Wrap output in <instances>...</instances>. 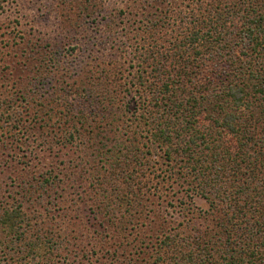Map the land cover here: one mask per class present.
Masks as SVG:
<instances>
[{
	"label": "rangeland",
	"instance_id": "1",
	"mask_svg": "<svg viewBox=\"0 0 264 264\" xmlns=\"http://www.w3.org/2000/svg\"><path fill=\"white\" fill-rule=\"evenodd\" d=\"M194 3L195 0H0V211L20 205L21 211L33 219L25 238L46 245L50 239L56 243L55 248L41 251L33 261L29 250L21 258L15 250L18 244L8 246L10 250L0 252V264H155L157 255L166 250L159 248L164 235L179 233L185 237L196 229L202 237L204 233L212 235L215 219L209 217L212 220L207 223L198 216V211L207 207L202 197L194 196L189 169L182 168L180 172L173 162L167 163L163 153L167 143H152L149 152L142 148L149 142L134 132L140 125L132 114L133 106L128 105L131 97L138 102L130 80L146 65L139 64V55L149 53L155 40L166 45L169 29L173 28L174 33L185 29L180 22ZM205 3L213 7L221 5V0H202V8ZM158 19L162 20L159 24ZM149 21L157 24L151 26ZM260 61L264 62V58ZM261 69L264 71V65ZM102 71L104 85L111 92L99 101L101 106L106 105L107 97L115 94L114 118L105 112L93 123L82 90L88 91L89 79ZM39 73L43 74L44 86L41 94L37 90L32 95L34 86L28 90L25 83L28 75ZM255 83L248 80L251 86ZM65 85L68 87L63 89ZM216 86L221 87L220 83ZM249 100L250 109L243 115L258 113L260 117L264 93H251ZM79 102L83 117L76 105ZM120 115L121 120L117 118ZM73 116L74 124L81 128L83 141L78 144L65 142L62 135L70 129L67 127H71ZM253 129L257 139L264 138V131ZM94 134L106 145L110 141V145L116 141L128 144L137 137L139 151L148 153L141 172L139 167L132 168L137 183L133 190L122 185V192L106 185L108 195L113 196L112 222L104 208L96 209L93 200L103 187L99 183L103 164L99 160L88 165L84 162L88 153H98L94 144L101 147ZM171 138L170 145L177 147L178 139ZM258 143L256 152L249 154L255 157V174L264 179V141ZM25 191L30 192V201L23 198ZM133 192L139 193L142 201L130 221L124 211L133 200ZM1 230L0 226L3 242L6 236ZM165 257L159 264H171ZM254 263L264 261L256 259Z\"/></svg>",
	"mask_w": 264,
	"mask_h": 264
},
{
	"label": "trees",
	"instance_id": "2",
	"mask_svg": "<svg viewBox=\"0 0 264 264\" xmlns=\"http://www.w3.org/2000/svg\"><path fill=\"white\" fill-rule=\"evenodd\" d=\"M157 22L148 23L155 26ZM180 24L185 29H177L175 33L173 28L169 29L171 35L166 45L155 40L149 53L139 55V64L146 65L130 80L138 102L131 97L128 105L133 106L132 114L140 125L139 131L134 132H139L140 137L149 142V145L143 143L142 148L149 152L152 143H167L164 150L161 149L165 160L181 168L180 172L182 168L189 169L194 196L202 197L206 203L207 208L198 211V216H203L207 223L215 219V224L211 236L204 233L202 237L199 229L185 237L179 233L164 235L159 248L166 250L157 255L155 264L165 261V256L171 264H255L256 259L264 261V179L255 174L253 155L249 153L252 150L255 153L257 142L264 141L253 133V128L264 131V108L260 117L258 113L250 117L243 114L250 109L251 93H264V77L260 76L264 74L261 69L264 62L260 61L264 58L260 54L264 53V0H229V3L221 0V5L212 7L205 3L204 8L202 0H195L194 7ZM240 53L247 55L242 57ZM104 73L92 76L90 89L82 90L93 123L105 112L114 118L115 94L107 97L106 105L101 106L102 101H99L111 92L104 85ZM35 76H26V89L34 86L32 95L37 94V90L41 94L44 86L43 74ZM250 78L257 83L249 85ZM218 83L221 87L216 86ZM66 87L68 85L62 88ZM77 104L83 117L82 103ZM117 118L121 120L122 115ZM74 119L76 117L62 135L64 141L78 144L83 140L80 139L81 128L74 124ZM183 133L188 136L184 138ZM172 136L178 139L175 148L170 145ZM94 137L101 147L99 143L94 144L98 153H88L84 162L88 165L99 160L103 164V175H100L103 177L99 181L103 187L93 200L96 209L104 208L112 222L113 196L108 195L106 185L122 192V185L133 190L137 183L132 168L139 167L140 171L148 153L139 151L137 137L128 144L116 141L113 145H110L112 141L104 144L97 134ZM115 193L119 198L117 191ZM133 193V200L124 211L130 221L133 210L142 201L140 190L138 195ZM28 194L30 192L25 191L22 196L30 201ZM32 222V217L23 213L20 205L0 211L1 233L7 237V241L4 238L0 242V252L18 244L15 250L20 257L25 258L29 250L28 257L33 261L41 251L55 248L53 239L46 245V242L25 238Z\"/></svg>",
	"mask_w": 264,
	"mask_h": 264
}]
</instances>
